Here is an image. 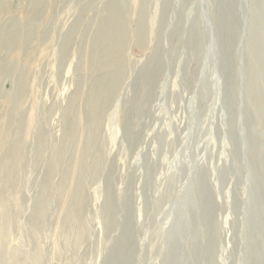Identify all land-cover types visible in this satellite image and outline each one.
<instances>
[{"label":"rangeland","instance_id":"rangeland-1","mask_svg":"<svg viewBox=\"0 0 264 264\" xmlns=\"http://www.w3.org/2000/svg\"><path fill=\"white\" fill-rule=\"evenodd\" d=\"M2 263L264 264V0H0Z\"/></svg>","mask_w":264,"mask_h":264},{"label":"bare ground","instance_id":"bare-ground-1","mask_svg":"<svg viewBox=\"0 0 264 264\" xmlns=\"http://www.w3.org/2000/svg\"><path fill=\"white\" fill-rule=\"evenodd\" d=\"M143 25V21L140 22V26H139V31L142 29V26ZM103 29V27H102ZM99 30V33L97 32V39H99V41H109V39H112V36L115 37V40L116 41H120L121 43L124 41V39H126V32L124 30V28L122 26L118 27V26H115L114 24L111 26V28L108 30V36L105 37V30ZM142 32V31H141ZM119 43V44H121ZM120 65V60H117L114 64L115 67H119ZM102 86H101V90H105V91H108V93L111 91V89L115 88L118 84V80L117 79H110L109 81H107L106 83H101ZM100 88V87H99ZM91 95H94V94H91ZM102 99L104 100V96L102 95L101 96ZM92 98L94 99V97L92 96ZM104 102H107V101H104ZM106 105V104H105ZM99 107H101L99 104L95 105V102H91V104L89 105V108H88V115H89V118L88 119H96V116L97 114L99 113L98 110L100 111ZM85 120H83V118L81 117L79 119V123H84ZM90 122V121H89ZM30 126V123L29 125H24L23 128L21 129L22 131H25L27 130V128ZM82 134V133H81ZM14 152V151H13ZM11 151V153H9L8 155V159L11 160L12 157H15L14 155H16V150L15 152L13 153ZM77 157V156H76ZM79 162H75L74 166H73V169H72V177L74 178L78 173L81 172V169L80 171L78 170L79 166H78ZM80 185V183H79ZM66 190V189H65ZM78 219L81 221V217L78 216ZM123 243V242H122ZM121 248L124 246L123 244L120 245ZM3 264V263H2Z\"/></svg>","mask_w":264,"mask_h":264}]
</instances>
